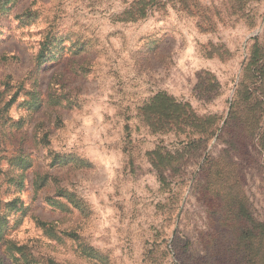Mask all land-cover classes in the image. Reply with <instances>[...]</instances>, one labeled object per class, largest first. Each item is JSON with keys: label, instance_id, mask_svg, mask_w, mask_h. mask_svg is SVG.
Returning <instances> with one entry per match:
<instances>
[{"label": "rangeland", "instance_id": "obj_1", "mask_svg": "<svg viewBox=\"0 0 264 264\" xmlns=\"http://www.w3.org/2000/svg\"><path fill=\"white\" fill-rule=\"evenodd\" d=\"M139 1L0 0V143L25 136L33 161L7 196L13 242H0V264L19 256L7 243L40 264H226L209 248L231 226L220 191L233 152L264 221V80L246 71L255 50L264 55V0H152L144 15ZM162 93L218 126L183 152L167 186L148 153L181 151L185 136L153 132L141 115ZM201 165L224 169L216 189ZM37 171L47 182L35 193Z\"/></svg>", "mask_w": 264, "mask_h": 264}, {"label": "trees", "instance_id": "obj_2", "mask_svg": "<svg viewBox=\"0 0 264 264\" xmlns=\"http://www.w3.org/2000/svg\"><path fill=\"white\" fill-rule=\"evenodd\" d=\"M152 0H141L138 2L140 5L139 13L144 15L145 8ZM44 46V45H43ZM44 47H41L36 58L40 59ZM255 50L249 59L246 67L247 72H251L250 78L253 82L258 84L264 80V55ZM249 92H245L248 95ZM256 105L253 103L252 107ZM233 102L229 106V117L233 115ZM141 115L146 124L153 132L175 131L177 134H183L186 141L183 149L170 152L162 147L155 148L148 153L149 162L155 170L157 180L163 186L168 185L167 176L172 171H179L184 165V151L188 148H195L203 146L204 142L215 135L218 126L215 123V118L212 116L198 115L187 103L176 102L166 94H157L153 100L141 109ZM230 126V122L225 120V123L220 130L217 137H220L222 132ZM6 133H4L5 135ZM1 137V134H0ZM44 135L43 139H46ZM0 143V242H13L5 237V210L13 200L7 198L20 187V184L26 179L27 170L33 166L31 152L26 147V137L16 138L14 134L9 132V135L2 138ZM5 147L12 149L8 155L4 152ZM236 150V148H233ZM227 153V150H225ZM235 153L233 152V161L228 160V170L233 173V180H224L223 174L221 176L222 187V209L226 219L231 224L229 227L222 226L221 229L215 230L216 235L212 236V244L209 252L211 256H216L215 252L219 251L220 256L225 259L226 264H264V221L257 219L253 214V204L246 195L244 189L243 168L234 159ZM205 168V170H204ZM233 168V172L231 169ZM215 169V170H214ZM206 179L209 180L212 189L218 186L215 183L221 172L224 169L218 170L212 167L210 171L204 167H200L198 178L204 173ZM217 174V175H216ZM216 175V176H215ZM225 175V174H224ZM214 182H213V181ZM47 182V176L43 172L33 173L31 185L35 193L41 190ZM228 184L232 188H228ZM59 190L58 195H61ZM68 201L72 199L67 194L62 193ZM7 200H6V199ZM47 201L52 204H57L56 200L51 196H45ZM15 201H13L14 203ZM217 215L223 217L222 212L219 210ZM223 240V242H216ZM6 247L14 249L19 256L10 254L12 261L15 264H40L31 254L26 253L22 246L7 243ZM191 264H204L203 256L192 257ZM46 264H56L52 259H48Z\"/></svg>", "mask_w": 264, "mask_h": 264}]
</instances>
